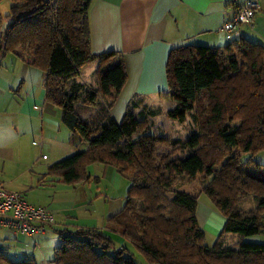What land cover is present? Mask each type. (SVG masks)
<instances>
[{
	"label": "trees",
	"instance_id": "16d2710c",
	"mask_svg": "<svg viewBox=\"0 0 264 264\" xmlns=\"http://www.w3.org/2000/svg\"><path fill=\"white\" fill-rule=\"evenodd\" d=\"M92 0H11L10 23L0 34L6 53L41 69L45 100L60 110L68 141L84 147L49 164L47 174L84 182L91 163L116 167L129 180L121 209L107 219L113 240L94 227L57 229V264H264V167L241 153L264 147V44L245 37L222 46L184 44L166 63L168 89L160 93L168 120L196 125L185 138L163 136L157 112L133 96L120 121L110 113L125 81L118 51L90 47ZM97 61L94 83L77 80ZM144 103L138 109L139 103ZM205 177L204 192L225 220L214 244L203 243L198 198L174 188L178 178ZM253 194L255 205L243 208ZM237 240L226 242V235ZM235 238V237H234ZM0 264H35L0 251Z\"/></svg>",
	"mask_w": 264,
	"mask_h": 264
},
{
	"label": "crops",
	"instance_id": "0c3cea01",
	"mask_svg": "<svg viewBox=\"0 0 264 264\" xmlns=\"http://www.w3.org/2000/svg\"><path fill=\"white\" fill-rule=\"evenodd\" d=\"M244 1L92 0L88 8L90 47L95 53L118 51L125 68V81L110 108L111 116L120 121L133 96L166 102L160 93L168 89L166 63L171 49L184 44H226L230 39L220 27ZM258 2L252 23L238 26L231 40L245 37L264 44V0ZM10 5L11 0H0V34L10 23L6 16ZM97 65V61L86 65L77 80L94 83ZM87 68L90 73L85 75ZM44 74L13 54L0 56V158L14 160L23 139H29L30 146L40 149L45 145L55 161L84 147L83 143L74 145L68 141V128L61 122L60 110L45 100ZM16 166H20L18 161ZM48 166L38 167L37 172L29 168L32 176L38 177L37 185L29 186L35 192L33 195L27 197L26 184L21 190L12 182L0 180V186L22 192L28 202L48 209L53 222L46 228L56 231L94 227L108 233L107 219L121 209L126 194L117 198L96 196L90 184L99 180L95 170L104 177L111 174L119 181L116 167L91 163L86 168V181L65 184L60 176L47 174ZM196 218L200 227L207 226L215 233L221 231L225 220L215 208L204 204L197 205ZM0 230L4 231L0 232V251L9 256L18 253L16 247L35 241V236L15 234L4 227ZM258 236L245 239L256 241Z\"/></svg>",
	"mask_w": 264,
	"mask_h": 264
},
{
	"label": "rangeland",
	"instance_id": "374dc122",
	"mask_svg": "<svg viewBox=\"0 0 264 264\" xmlns=\"http://www.w3.org/2000/svg\"><path fill=\"white\" fill-rule=\"evenodd\" d=\"M85 71V75L90 73L88 68ZM144 101L152 105L151 107H153V109H155V111L157 112L156 116L151 119V122L154 121V130L163 128V136L169 138H185L192 131L196 130V125L191 118L186 119L182 123L178 121L168 120L164 115L165 110L169 107L167 102H164L163 100L154 102L147 98H145ZM143 104L144 103L142 102L139 103L138 109H141L143 107ZM66 130L69 134L68 129ZM20 140L21 138L19 139V141ZM28 140L23 139L21 142L20 148L23 150V155L22 150L20 149L19 152L16 151L14 160L0 158V180L12 182L14 185L20 186L21 190H23V184H26L27 197L28 194L30 196L35 193L32 192V189H29V186H36L38 179V177L32 176L29 168L33 167V172H37L38 167H41L43 165L47 167L48 164L53 163L56 160L54 159V154L50 153L49 149L45 148V145H43V149H40L36 146H30ZM31 147H34V149ZM43 154L45 155V158L46 156H48V159L45 160V158L42 157ZM240 158L242 161L252 160L253 162H258L262 167H264V147L253 149L250 152L241 153ZM36 160H38V163H35ZM16 161L19 162V167L16 166ZM33 163H35V165H33ZM16 168H18V170L16 173H14V169ZM99 172L101 171L99 170ZM95 173L99 176V180H94L93 182H91L90 186L91 191L96 196L103 197L104 195H107L110 198H117L120 196V194H126L129 186V180L125 176L121 175L120 173L119 176V174L116 172V175L120 179L119 181H117V177H114L111 174H108L107 177H104L101 175V173H98V170H95ZM207 182L208 180L200 174H198L192 180L181 177L178 178L174 183V188L194 194L195 196H197L198 204L200 205L204 204L206 206L215 208L210 197L204 192V187ZM87 187L88 186L86 185V191ZM240 203L241 206L245 209L253 207L255 205L253 194L250 193L249 195L243 197ZM201 227L204 230L203 243L208 246H212L219 233H215L211 228H208L207 226L202 225ZM0 232L4 231L0 230ZM106 234H108V236H110V238L113 240L112 245L114 246V248H118L121 243L124 242L121 236L116 233L108 231V233ZM225 240L226 242L231 243L233 241H236L237 238L235 235L233 236L228 234L225 236ZM258 241L264 242V234L258 236ZM60 243L61 237L58 232L52 230V228L49 227L46 228L45 234L35 235V241L32 240L25 246L20 245L16 247L18 253L16 255H10V257L14 259H32L34 260L35 264H57L54 261V251Z\"/></svg>",
	"mask_w": 264,
	"mask_h": 264
},
{
	"label": "built area",
	"instance_id": "2783aa9c",
	"mask_svg": "<svg viewBox=\"0 0 264 264\" xmlns=\"http://www.w3.org/2000/svg\"><path fill=\"white\" fill-rule=\"evenodd\" d=\"M258 5V0H246L237 5L233 14L220 27L227 39L231 40L232 32L238 26L252 23ZM33 143L36 144L35 141ZM42 157L45 158V155ZM52 222L53 217L48 209L28 202L22 192L8 191L0 186V227L15 234L35 236L44 234L46 225Z\"/></svg>",
	"mask_w": 264,
	"mask_h": 264
}]
</instances>
